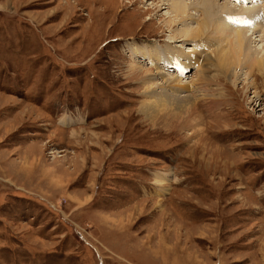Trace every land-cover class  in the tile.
<instances>
[{
	"label": "rangeland",
	"instance_id": "rangeland-1",
	"mask_svg": "<svg viewBox=\"0 0 264 264\" xmlns=\"http://www.w3.org/2000/svg\"><path fill=\"white\" fill-rule=\"evenodd\" d=\"M169 1L0 0V264H264V74L220 73L232 41L174 37ZM217 2L264 54V16L239 6L264 3ZM146 44L192 50L183 74L161 66L193 85L196 120L141 111Z\"/></svg>",
	"mask_w": 264,
	"mask_h": 264
},
{
	"label": "bare ground",
	"instance_id": "bare-ground-1",
	"mask_svg": "<svg viewBox=\"0 0 264 264\" xmlns=\"http://www.w3.org/2000/svg\"><path fill=\"white\" fill-rule=\"evenodd\" d=\"M259 2L264 3V0H259ZM195 3L196 4L194 6H190V7L191 8L194 7L197 13L201 12L202 19L199 21L198 26L190 25L188 23L185 26V22H187V18H188V17L185 18V13L187 12L186 10H187V7L189 6H187V4L185 3V0H170L169 1V4L171 5V8H172L171 10L175 12V18L171 20L170 24L174 26L173 24L175 20L177 19V21L179 20V23L181 25V28H179V31H178V35H175L174 37L176 36L181 37V38L182 36H184V38L188 37L193 42L199 38H202L206 34L207 30L213 28L217 32V34H220L219 39H225V40L230 39L232 41L231 43H233L232 45H229L227 47L219 46L220 49H218L215 53L216 61L219 64V66L217 67L219 68L220 73L227 74V75L230 72L233 73L234 70L236 69L235 67H237L235 65L241 64L243 61H248V60L253 61V58H255L257 60H254V61H257L260 71L263 72L264 74V54H261V56H259L258 54L259 51L252 48L253 47L252 45L253 41L251 40L252 37H248L247 33L243 31H239V30L236 31V36H232L231 32H229V30L225 26L219 25V23L216 21L218 10H220V5L218 4L217 0H198ZM239 3L247 4V0H241ZM239 6L242 9H245L246 16L244 20H247L248 22H250L249 19L252 18V16H250L249 13L255 9L259 11L258 16H264V8L258 9L255 6H249V7H242L243 5L242 6L239 5ZM229 8L230 7L228 6H224V10H226V12L232 15L231 13L234 11H231ZM177 47H180V46H174V47L167 46L166 48L164 47V51L161 52L158 45H153V44L147 45L146 48L145 46L139 47L137 45V52H135L136 56L139 52L143 53V56L146 61L139 60L138 63L133 62L130 64V68H129L130 71L137 70L140 73L147 74L146 76L147 79L144 80L145 100L143 101L141 105V111L143 112V114L147 116V118L150 117L152 120H154V122H156V119H157L156 117L159 116L160 114L159 118L161 122L164 125H166V127L167 126L172 127L173 125L181 126L184 123L187 124L188 121L196 120V118L194 119L191 118L196 114V111L194 110L197 108L196 101H194L192 98L194 96L191 90V87L193 89V85L191 86V84H189V82L186 81L184 78L175 77L176 75L171 73L170 71H168V74H167L164 70L165 66H168L169 69H172L171 67H173L174 70H176L175 71L176 74L181 75L183 74V72H185L188 69L190 65H194L193 60H192L193 58L189 54L191 53L192 50L188 49L187 51L182 52V51H178ZM148 62L151 63L150 65L152 67L156 66V68L161 66L162 63L165 64V66H161L162 70L160 71V74L166 76L167 84H163L161 82L156 83L155 81L154 82L150 81V78L154 74V72H152V69L146 68V66L148 65L147 64ZM210 68L211 67H209V69ZM203 72H200V74L202 75ZM198 80L199 79H195L197 83H198ZM156 87L157 89H155ZM75 130L77 129H74V131ZM25 169H27V166H24L23 170ZM170 173L173 174L172 171ZM167 174L168 175L166 176H164V174H161V176L158 175L157 179H160V180H157V182L162 183L163 185L166 184L165 181L169 180L171 176L169 173ZM52 176L53 175H51L50 173L46 174V177L49 180ZM54 180L55 178H52L51 182L54 184L58 182V181L54 182ZM165 186H167V188L169 189L172 188L170 184L165 185ZM167 188L163 189V193H167Z\"/></svg>",
	"mask_w": 264,
	"mask_h": 264
},
{
	"label": "snow or ice",
	"instance_id": "snow-or-ice-1",
	"mask_svg": "<svg viewBox=\"0 0 264 264\" xmlns=\"http://www.w3.org/2000/svg\"><path fill=\"white\" fill-rule=\"evenodd\" d=\"M238 2H239V0H238ZM244 23H246V24H247V23H249V22H248L247 20H245V21H244Z\"/></svg>",
	"mask_w": 264,
	"mask_h": 264
},
{
	"label": "crops",
	"instance_id": "crops-1",
	"mask_svg": "<svg viewBox=\"0 0 264 264\" xmlns=\"http://www.w3.org/2000/svg\"><path fill=\"white\" fill-rule=\"evenodd\" d=\"M170 172V171H169Z\"/></svg>",
	"mask_w": 264,
	"mask_h": 264
}]
</instances>
